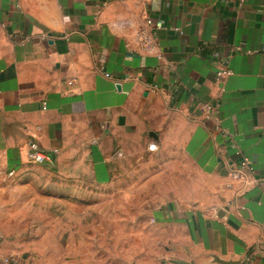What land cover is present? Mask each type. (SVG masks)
Segmentation results:
<instances>
[{
  "label": "crops",
  "instance_id": "0c3cea01",
  "mask_svg": "<svg viewBox=\"0 0 264 264\" xmlns=\"http://www.w3.org/2000/svg\"><path fill=\"white\" fill-rule=\"evenodd\" d=\"M146 17L160 57L134 39ZM31 143L98 185L124 159L174 165L136 264H264V187L229 176L237 151L264 171V0H0L1 178L36 166Z\"/></svg>",
  "mask_w": 264,
  "mask_h": 264
},
{
  "label": "rangeland",
  "instance_id": "374dc122",
  "mask_svg": "<svg viewBox=\"0 0 264 264\" xmlns=\"http://www.w3.org/2000/svg\"><path fill=\"white\" fill-rule=\"evenodd\" d=\"M173 167L145 156L131 169L124 159L108 185L90 172L75 178L56 163L0 177V246L18 264H136L151 246L147 237L157 236L150 210L172 198Z\"/></svg>",
  "mask_w": 264,
  "mask_h": 264
},
{
  "label": "built area",
  "instance_id": "2783aa9c",
  "mask_svg": "<svg viewBox=\"0 0 264 264\" xmlns=\"http://www.w3.org/2000/svg\"><path fill=\"white\" fill-rule=\"evenodd\" d=\"M229 1V0H226ZM236 1V0H235ZM244 0H237L238 6H242ZM123 25V24H122ZM158 26H154L150 17H146L143 25L139 27L134 34V39L137 43L138 49L141 53L146 55H152L156 57L161 56L160 47L157 42L156 33L155 31L158 29ZM242 48L240 46H232L231 52H238L241 51ZM232 74V71L225 65V67L220 68L216 72V82L221 81L223 78ZM106 77H110V74L104 72ZM71 83V82H69ZM155 89V86L152 87ZM202 108L206 111L207 116L211 117L212 112L214 110V106L210 103H203ZM218 128V127H216ZM230 137V135H229ZM148 149L150 151H154L156 149L155 144H149ZM238 155V159L234 165L229 167V176L236 181H242L243 183H247V177H253V182L259 183L261 186L264 187V171L263 173H258L257 169L254 167L252 161L249 157L244 154H241L239 151L236 152ZM28 159L34 163H44L49 162L50 157L44 154L38 147L37 144L31 143L29 152H28ZM9 174H12L10 172ZM4 264H18L17 258L14 256H5L0 259Z\"/></svg>",
  "mask_w": 264,
  "mask_h": 264
},
{
  "label": "water",
  "instance_id": "95a60500",
  "mask_svg": "<svg viewBox=\"0 0 264 264\" xmlns=\"http://www.w3.org/2000/svg\"><path fill=\"white\" fill-rule=\"evenodd\" d=\"M221 263H222V264H235V263L232 262V261H229V262H228V261H221Z\"/></svg>",
  "mask_w": 264,
  "mask_h": 264
}]
</instances>
